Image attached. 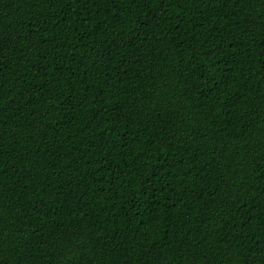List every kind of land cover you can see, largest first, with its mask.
Returning a JSON list of instances; mask_svg holds the SVG:
<instances>
[{
  "label": "trees",
  "instance_id": "1",
  "mask_svg": "<svg viewBox=\"0 0 264 264\" xmlns=\"http://www.w3.org/2000/svg\"><path fill=\"white\" fill-rule=\"evenodd\" d=\"M0 264H264V0H0Z\"/></svg>",
  "mask_w": 264,
  "mask_h": 264
}]
</instances>
